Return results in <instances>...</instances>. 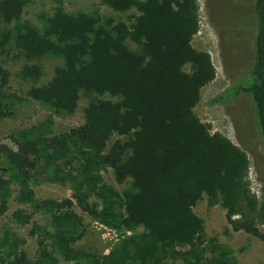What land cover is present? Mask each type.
Here are the masks:
<instances>
[{"label": "trees", "instance_id": "1", "mask_svg": "<svg viewBox=\"0 0 264 264\" xmlns=\"http://www.w3.org/2000/svg\"><path fill=\"white\" fill-rule=\"evenodd\" d=\"M99 1L115 12L134 8L138 15L126 25L57 9L41 31L23 22L12 33L5 27L20 22L23 1L0 0V54L12 39L26 60L25 77L41 75L31 65L37 58L54 54L61 62L47 84L28 90V98L56 115H70L80 91L110 98L89 102L82 124L67 132L50 135L44 122L11 137L13 149L0 144V206L10 178L23 188L31 180L68 185L69 198L37 204L55 229L53 243L65 264H85L77 259L86 264H236L229 247L206 237L193 207L202 196L210 202L218 197L233 230L264 240L257 228L264 226V202L257 203L248 189L245 153L210 133L194 114L200 90L215 76L208 53L191 45L198 31L197 1ZM252 9L248 71L211 102L248 96L264 155V0H253ZM8 80L0 66V119L16 97L6 93ZM103 167L116 183L128 182L120 197L102 187ZM92 195L107 207L122 202L121 225L142 232L105 254L76 250L85 228L74 207L100 222L109 216L91 210L87 199ZM33 233L40 238L35 259H28L9 234L0 244V264H60L42 243L47 235Z\"/></svg>", "mask_w": 264, "mask_h": 264}, {"label": "rangeland", "instance_id": "2", "mask_svg": "<svg viewBox=\"0 0 264 264\" xmlns=\"http://www.w3.org/2000/svg\"><path fill=\"white\" fill-rule=\"evenodd\" d=\"M23 14L19 23L5 27L12 33L23 22L32 24L38 31L46 26L54 11L60 9L69 14L78 12L98 16L101 19L121 21L126 25L132 23L138 15L134 8L125 12H115L103 5L99 0H22ZM140 2L143 0H135ZM198 14V31L191 40V45L198 51L207 52L215 71L214 79L205 85L199 93L198 103L193 111L201 123L209 126L210 133H218L226 137L245 153L249 167L245 180L248 189L257 203L264 202V155L255 120V106L246 95H239L223 103L211 101L242 80L249 68L254 36L253 0H196ZM130 48L136 47L129 43ZM26 60L11 39L7 52L0 54V66L9 74L6 93L12 94L9 113L0 119V144L13 149L11 137L17 138L31 126L49 123L50 135L67 132L70 128L83 122V109L95 99H110L108 96L97 97L91 93L80 91L77 106L70 115H56L45 105L32 101L27 97L31 88L47 84L55 67L61 65L60 59L54 55H46L31 62L38 66L41 75L38 78L25 77L21 69ZM112 137L108 145L114 140ZM102 187L121 196L128 187V182L118 184L109 168L100 169ZM71 190L68 185H59L47 181H29L25 188L15 179L10 178L4 192L3 206H0V244L13 234L27 258L33 260L38 255L37 242L39 234L47 236L42 243L46 250L65 264L59 250L53 243L55 229L48 215L38 207L42 200H61L69 198ZM93 212L108 213L106 223L74 207L85 228L84 237L74 248L95 255L105 254L116 244L126 242L134 234L142 232L137 228L128 231L121 225L124 216L122 202L105 204L94 195L87 199ZM193 213L203 221L207 238H214L232 251L236 264H264V240L251 236L241 230L235 231L225 218V209L217 197L210 202L202 196L194 205ZM236 215L233 219H238ZM264 233V226L257 225ZM77 262L87 263L84 259ZM170 264H180L178 261Z\"/></svg>", "mask_w": 264, "mask_h": 264}]
</instances>
